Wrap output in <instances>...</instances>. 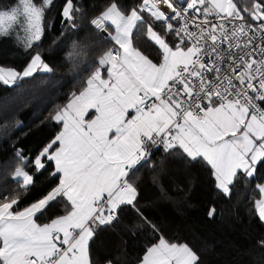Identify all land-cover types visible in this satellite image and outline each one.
I'll list each match as a JSON object with an SVG mask.
<instances>
[{"label":"snow or ice","instance_id":"obj_1","mask_svg":"<svg viewBox=\"0 0 264 264\" xmlns=\"http://www.w3.org/2000/svg\"><path fill=\"white\" fill-rule=\"evenodd\" d=\"M53 5L54 0H16L0 9V39L15 33L25 50L32 49L42 40V22ZM144 13L162 26V34ZM59 15L60 35L75 34L85 9L79 0H63ZM90 25L114 46L98 57L82 90L51 115L62 125L54 138L34 157L16 149L20 166L13 182L19 191L0 195V264H92L89 242L119 219L121 206L134 207L138 193L128 177L149 161L152 147L181 149L190 162L202 159L225 195L239 174L253 178L264 164V43H254L264 40V0H252L243 13L235 0H141L130 9L109 0ZM141 25L162 52L159 63L133 44ZM82 50L73 44L69 58ZM52 71L36 52L22 71L0 66V83L11 86ZM91 110L95 115L87 119ZM49 163L59 182L18 210L21 193L28 194ZM257 190L256 212L264 221V184ZM59 199L66 201L65 214L38 224L35 217ZM197 261L186 244L161 238L140 264Z\"/></svg>","mask_w":264,"mask_h":264},{"label":"trees","instance_id":"obj_2","mask_svg":"<svg viewBox=\"0 0 264 264\" xmlns=\"http://www.w3.org/2000/svg\"><path fill=\"white\" fill-rule=\"evenodd\" d=\"M16 0H0V9ZM40 3L41 0H35ZM85 9L78 32H66L60 23L63 0L45 13L42 40L32 49L12 37L0 39V66L23 69L37 51L42 53L51 73H34L15 85L0 83V195H15L19 185L13 182L19 165L16 149L34 157L61 130L62 125L51 115L66 105L73 92L82 90L98 57L114 42L105 41L106 34L98 33L90 20L98 16L109 0H79ZM141 0H118L122 9H130ZM243 13L252 0H235ZM149 22L162 26L143 14ZM247 17V14H245ZM248 18V17H247ZM54 22V27L48 28ZM146 25L139 26L133 35L136 47L159 60L158 49L148 40ZM73 44L83 49L69 58ZM86 46V47H85ZM149 48L159 54L155 56ZM45 94L43 97L42 95ZM39 95L36 101L29 100ZM12 105L14 108H12ZM28 167H31L29 165ZM27 170V169H26ZM54 164L49 163L35 175L28 194L21 193L18 210L46 195L59 182L52 177ZM34 172V169H32ZM137 188V199L123 205L119 219L111 226L98 230L90 242L93 264H140L147 248L163 238L170 243L187 244L198 256L197 264H264V221L258 217L255 201L260 198L257 184L264 182V164L253 178L239 174L230 186V195L216 187L211 166L202 159L190 162L181 149L166 153L163 146L151 152L147 163L137 165L128 177ZM66 201L59 199L47 211L37 215L39 222L65 214ZM70 209V206H69ZM215 209L214 216L209 212Z\"/></svg>","mask_w":264,"mask_h":264},{"label":"crops","instance_id":"obj_3","mask_svg":"<svg viewBox=\"0 0 264 264\" xmlns=\"http://www.w3.org/2000/svg\"><path fill=\"white\" fill-rule=\"evenodd\" d=\"M147 28V27H146ZM155 30L158 32V33H161L159 30H157L156 28H155ZM112 31H113V34H114V28L112 29ZM135 32V31H134ZM145 33H146V31H145ZM162 34V33H161ZM134 35V34H133ZM148 40L158 49V51H159V53H160V59L159 60H156V59H154L153 57H150V56H148L147 54V56L154 62V63H159L160 61H161V59H162V52H161V50L159 49V46L158 45H156L155 44V42L154 41H151L149 38H148ZM166 40H167V42H169V44H170V46H174V36H172V35H169V36H167L166 37ZM133 44H134V41H133ZM134 46L136 47V45L134 44ZM116 47H118V46H116ZM138 48V47H137ZM140 49V48H139ZM150 49V52L153 54V55H155V56H159V54L154 50V48H149ZM141 50V49H140ZM142 51V50H141ZM143 52V51H142ZM144 53V52H143ZM145 54V53H144ZM102 75H104L105 77H106V75H107V73H106V70H102ZM94 115H95V112H94V110H91V115H89V116H87L86 118L87 119H91V118H93L94 117ZM262 184H264V182L262 183ZM260 198H261V196H260ZM259 198V199H260ZM258 199V200H259ZM22 210V209H21ZM70 210V209H69ZM62 215H64V214H62ZM60 216V215H59ZM56 217H58V216H56ZM35 219H36V222L38 223V224H41V225H43V224H45V223H48V222H50V220L49 221H46V222H39L38 220H37V217H35ZM91 242V241H90ZM90 242H89V256H90V260H91V262H92V258H91V253H90ZM182 244H184V243H182ZM187 245V244H186ZM188 246V245H187ZM189 247V246H188ZM93 264V263H92ZM105 264H108V262L107 263H105ZM112 264H114V263H112Z\"/></svg>","mask_w":264,"mask_h":264},{"label":"rangeland","instance_id":"obj_4","mask_svg":"<svg viewBox=\"0 0 264 264\" xmlns=\"http://www.w3.org/2000/svg\"><path fill=\"white\" fill-rule=\"evenodd\" d=\"M36 2V1H35ZM16 3V1L13 3V4H15ZM37 3V2H36ZM38 5L40 4V3H37ZM243 9H244V7H243ZM147 14V13H146ZM148 15V14H147ZM157 23V22H156ZM42 24H43V22H42ZM21 35H23L22 33H21ZM12 38L15 40V38H16V34L14 33L13 34V36H12ZM37 52H39V51H37ZM4 67V66H3ZM15 70H17V71H22L23 69H21V70H18V69H16V68H14ZM45 94H43L42 95V97L44 96ZM38 97H39V95H35V96H33V97H31L29 100H31V101H36V99H38ZM12 108H14L13 107V105H12Z\"/></svg>","mask_w":264,"mask_h":264},{"label":"built area","instance_id":"obj_5","mask_svg":"<svg viewBox=\"0 0 264 264\" xmlns=\"http://www.w3.org/2000/svg\"><path fill=\"white\" fill-rule=\"evenodd\" d=\"M148 14V13H147ZM149 15V14H148ZM150 16V15H149ZM246 19H247V17H246ZM253 24L255 25V22H253ZM249 36H252V33L251 32H249ZM243 39V38H242ZM254 43H264V40H262L261 38H259V37H257L255 40H254ZM159 146H162V145H159ZM158 146H155V147H152L151 148V152L154 150V149H156ZM134 170V169H133ZM132 170V171H133ZM131 171V172H132Z\"/></svg>","mask_w":264,"mask_h":264},{"label":"water","instance_id":"obj_6","mask_svg":"<svg viewBox=\"0 0 264 264\" xmlns=\"http://www.w3.org/2000/svg\"><path fill=\"white\" fill-rule=\"evenodd\" d=\"M104 34H106V33H104ZM107 35V34H106Z\"/></svg>","mask_w":264,"mask_h":264}]
</instances>
